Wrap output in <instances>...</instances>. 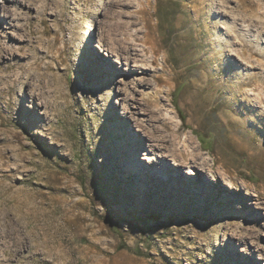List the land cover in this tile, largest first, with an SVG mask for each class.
<instances>
[{"label": "rangeland", "instance_id": "rangeland-1", "mask_svg": "<svg viewBox=\"0 0 264 264\" xmlns=\"http://www.w3.org/2000/svg\"><path fill=\"white\" fill-rule=\"evenodd\" d=\"M120 1L55 0L46 16L39 3L23 40H0L11 53L34 51L0 72V168L13 171L0 177V201L19 189L42 202L28 229L36 227L51 259L37 264H264V251L237 241L249 234L264 247V214L256 227L244 221L223 178L229 172L243 194H255L244 185L264 186V164L243 147L262 138L232 93L236 83L219 72H255L264 82V0H150L157 46L174 75L159 95L154 79L133 63L128 72L117 46L104 40L109 25L138 27L130 15L141 3ZM217 39L228 42V54ZM156 102L159 119L150 115ZM151 126L176 145L154 143ZM187 138L208 169L190 165ZM50 196L58 201L45 211Z\"/></svg>", "mask_w": 264, "mask_h": 264}, {"label": "bare ground", "instance_id": "bare-ground-1", "mask_svg": "<svg viewBox=\"0 0 264 264\" xmlns=\"http://www.w3.org/2000/svg\"><path fill=\"white\" fill-rule=\"evenodd\" d=\"M124 1L128 2L127 5H129V3H134L133 0ZM136 1L138 4L141 3V11L138 15L130 16L134 17L135 20V23H133L132 26L138 27L135 30L132 29L131 26L123 28L120 27L118 29L110 28L109 25L106 29L104 40L106 41V43L117 46V52L118 54L120 52L121 55L120 61L121 59L122 61H124V65L127 66L128 72L133 71L131 70V68H129V66H131V63H133L132 69H137L142 74H144L145 77L146 75H150L154 79L153 85H151V87L156 91L155 95H159L162 92L161 89L167 86L169 81L173 80L174 75L166 66L165 54L161 52L160 48L157 46V37L155 35L156 24H152V22L150 21L153 14L150 0ZM39 3H41L40 15L42 14L45 16L47 14H52L53 9L56 6L55 0H0V40L6 38L7 36H9V34L16 36L19 40H23L26 37V27L31 24V21H33L31 19H34L37 14L36 13L33 15L31 10L36 8V6L39 7ZM48 11L52 12L47 13ZM89 20L91 21L93 20V18L90 17ZM91 36L92 35L90 34V38ZM120 40H123L124 42L120 43ZM216 41L219 46V52L228 54L229 50L227 49L230 47L228 42L219 41L218 39ZM94 48L98 53L102 52V54H105L109 58V52L104 50L101 43H97V47ZM8 50L9 49L6 47H0V72H2L3 67H8L9 65L11 66L13 65V63L15 64V62H18V60L26 59L30 57V55H32L34 52L30 47H28V51L25 54L11 53ZM240 54L243 57L246 56L245 51H242ZM252 56V54H248V56L244 58L247 63L253 64V62L251 61ZM159 57H161V59H159ZM98 61H100L104 67H107L106 63L101 59H98ZM219 72L221 74L228 73V80L236 83L232 88V93H237L238 97L241 99L239 100L240 104H238L243 115L247 118L248 122H250L252 125L254 124V126L256 125L257 128L260 129H257L256 134H259L261 136L262 141H258V143L254 144L247 143L243 145V147L251 152V156L260 157V164H264V82L262 84L257 83L258 75L255 72L245 73V77L242 76L243 74L238 73L240 71H236L231 68H225L223 70L220 69ZM1 84L2 76H0V85ZM243 88L250 90L251 93H247L243 90ZM259 89L261 91H258ZM30 98L32 101L37 100L38 102H42L41 95L39 94L33 93ZM158 104L159 102H156L154 104L149 103V107L154 112L153 113L152 111H150L151 109L149 110L151 113L150 115L153 116L152 118H154V114H156L155 116H157V118L162 115V108L158 106ZM22 112V110H19L17 114L22 115ZM27 112V115H31V110ZM141 128L143 127L139 125L136 126L138 132H141L143 130ZM146 130L148 132V137L152 139L154 143L163 142L169 144L171 147L175 146L177 143L175 142V140L173 141L170 138L162 137L161 135H159V133L157 134V130L152 126L151 128H147ZM190 140V138H187V141ZM191 143V141L188 142L190 148L188 152L193 154V156H191L192 158L189 160L190 165L192 164L198 170L208 169L207 160L199 155V152L197 153V151L200 150H198L197 147L195 148L194 146H192ZM144 156L145 157L142 158L144 161L151 162V158L149 157L148 153H144ZM217 159V157H214L212 162L216 163ZM173 164L178 167L180 163L178 160L173 159ZM213 171L214 174L212 180L217 181L218 173L215 174L216 171ZM12 172V170H8L7 172L3 171L0 168V177L9 178V173ZM181 172L184 173V175L193 174V172L188 168H186V170L182 169ZM14 173L16 172L14 171ZM225 175L226 177H223L226 182L224 183V185L234 190L233 198L237 202L235 207H237L244 221L250 222L254 227H256L259 222L258 219L260 218L258 217V215L264 214V186H258L257 188H254L244 185V187H246L247 189L253 190L255 194H252L250 192L243 194L242 188L241 186L237 185L236 179L229 172H226ZM187 184L192 183L188 181ZM205 184H203V187H206ZM220 189L223 191V187L220 186ZM20 193L21 191H19L18 189L8 194L6 200L4 199L0 201V264H37L39 262H45L47 258L51 259V254L45 249L44 244L38 241V237L36 236V233L38 232L35 233L36 227L32 229L34 233L31 229H28L31 222L28 220V217L35 221L36 213L34 210L37 208L36 204L39 205L42 204V202H35L36 200L32 197H25L23 195H20ZM56 201H58L57 198L50 196L48 198V203L44 208L45 211L52 209L53 204ZM6 203H10V206L8 208L3 206ZM252 204L258 205V207L254 209ZM24 206L28 207L26 211L22 210ZM256 233L258 232L256 231ZM248 235H239L237 237V241L243 244L245 248L250 252H263L264 247L260 245L258 237H256V239H253L252 237H248ZM236 255L237 254L234 253V256ZM261 259L264 260V257ZM244 262V264H259L255 262V259H244Z\"/></svg>", "mask_w": 264, "mask_h": 264}, {"label": "trees", "instance_id": "trees-1", "mask_svg": "<svg viewBox=\"0 0 264 264\" xmlns=\"http://www.w3.org/2000/svg\"><path fill=\"white\" fill-rule=\"evenodd\" d=\"M174 106H175V107H177V104H175ZM200 142H201V144L203 143V141H202V140H201Z\"/></svg>", "mask_w": 264, "mask_h": 264}]
</instances>
